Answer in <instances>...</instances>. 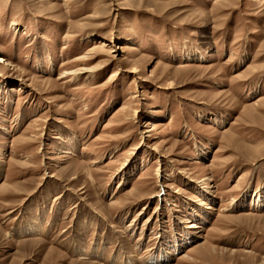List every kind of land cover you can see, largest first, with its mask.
Here are the masks:
<instances>
[{
    "label": "rangeland",
    "instance_id": "rangeland-1",
    "mask_svg": "<svg viewBox=\"0 0 264 264\" xmlns=\"http://www.w3.org/2000/svg\"><path fill=\"white\" fill-rule=\"evenodd\" d=\"M0 58V264H264V0H0Z\"/></svg>",
    "mask_w": 264,
    "mask_h": 264
},
{
    "label": "bare ground",
    "instance_id": "bare-ground-1",
    "mask_svg": "<svg viewBox=\"0 0 264 264\" xmlns=\"http://www.w3.org/2000/svg\"><path fill=\"white\" fill-rule=\"evenodd\" d=\"M110 58V57H109ZM2 59L0 58V63H2ZM131 72H133L134 73V71H131ZM138 72V71H137ZM136 115V114H135ZM191 227H195L194 225L193 226H191Z\"/></svg>",
    "mask_w": 264,
    "mask_h": 264
}]
</instances>
